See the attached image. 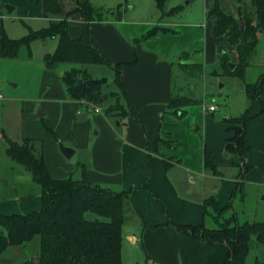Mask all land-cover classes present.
I'll return each instance as SVG.
<instances>
[{"label": "crops", "instance_id": "crops-1", "mask_svg": "<svg viewBox=\"0 0 264 264\" xmlns=\"http://www.w3.org/2000/svg\"><path fill=\"white\" fill-rule=\"evenodd\" d=\"M7 1L13 11L28 2L42 14V7L32 0ZM69 20L71 38H82L86 42L91 39L113 65L123 64L125 95L122 101L131 113L121 119L88 113L81 109V101L69 99L64 85L57 93L45 92L43 88L41 95H45L40 109L44 116L56 112L59 127L49 120L41 126L39 118L33 114L35 105H32L25 120L22 115L24 128L21 127L19 136L8 138L18 144L24 139L36 141L54 179H64L76 172L75 166L66 164L59 150L58 141H61L74 150L73 155L80 151L82 157L76 164L84 169L90 183L114 192L130 191L122 236L124 228L130 225L127 241L139 247L145 264H221L226 254L224 244H203L168 224L200 225L203 223V202L212 196L216 197L220 209L229 204L239 182L241 160L225 152L226 145L234 137V125L223 120L239 117L248 102L241 100L233 105L228 101L223 112L214 116L215 105V111L207 112L204 106H195L198 104L195 100V105L182 107L184 116L180 117V112L169 108L170 101L175 97L192 96L189 92L183 93V85L175 81L176 65L169 58L171 50L159 42L172 33L158 32L144 39L151 29L136 32L122 19L87 25L74 14ZM201 29L205 30L202 31L205 38L214 44L217 53L210 22ZM198 33L202 35L201 31ZM187 59L182 58L183 61ZM177 64L182 69L180 60ZM45 71L51 74L53 70ZM263 108L264 82L260 98L251 106L250 119L245 125V144L249 149L246 163L250 170L243 182L247 187L264 186ZM194 114H197L196 121ZM195 124L198 126L194 127ZM2 151L5 155V144ZM205 151L219 174L213 175L203 168ZM40 207L41 197L31 175L13 161L0 160V214L25 216ZM10 248L17 247H9L1 255ZM5 263L0 260V264ZM231 264L240 263L233 261Z\"/></svg>", "mask_w": 264, "mask_h": 264}, {"label": "trees", "instance_id": "trees-1", "mask_svg": "<svg viewBox=\"0 0 264 264\" xmlns=\"http://www.w3.org/2000/svg\"><path fill=\"white\" fill-rule=\"evenodd\" d=\"M32 1L42 7V17L48 20L47 27L40 31L30 30L27 36L19 40L9 39L3 34L0 39L2 58H17L20 49L29 48L33 40L47 41L56 38L55 51L45 55L44 65L48 70H54L61 64L76 66L61 76L69 99L99 107L105 105L109 96L102 92L103 84L94 82L83 69L86 65H104L114 72V82L119 89L121 102L125 95L122 84L123 64L113 65L91 39L86 42L82 38H71L68 32L71 14L79 15L89 25L91 22L108 21L110 19L107 15L114 13L116 17L113 20L120 21L121 12L97 9L88 1L72 0L74 10L64 14L62 3L65 0ZM236 1L239 4H236L235 11H231L222 5L221 0H208L205 16L210 22V34L216 45L219 65L228 74L244 80V72L259 43L258 36L264 34V0H249V6L243 5L242 0ZM165 2L166 0H156L158 9L162 10ZM179 10L180 8H176L171 12L178 13ZM158 32L167 33L156 25L143 38L148 39ZM222 41L232 50L227 51L222 46ZM230 64L234 65V69H230ZM184 70L188 71V68ZM77 79L81 81L80 86L76 83ZM263 82L264 73L256 82L245 83L248 101L246 110L239 117L223 120L234 124V137L229 140L225 152L236 155L241 160L237 177L239 182L235 185L229 204L220 209L216 197L212 196L203 202V223L200 225L168 224L177 232L203 244H224L226 254L221 264H231L233 261L245 264L254 247H264V221L238 224L237 216L232 211L233 199L238 191L243 192V178L250 170L246 163L249 149L245 144V125L250 119L251 106L260 98ZM196 103L190 97H175L170 101L169 108L180 112L182 117L184 111L177 109ZM124 107L127 109L125 104ZM130 113L127 109V114L121 118ZM2 138L5 155L31 175L41 197V207L25 216L0 214V255L9 247H23L38 237V264H123L122 228L128 215L131 192H114L94 185L88 181L83 168L79 178L69 175L64 179H54L47 170L43 153L36 141L24 139L21 144H17L4 134ZM203 168L213 175L219 174L217 166L210 161L206 151L203 155ZM262 171L264 173V169ZM87 213L95 215V219H87ZM207 217L215 227H207ZM253 264H264V257L256 259Z\"/></svg>", "mask_w": 264, "mask_h": 264}, {"label": "rangeland", "instance_id": "rangeland-1", "mask_svg": "<svg viewBox=\"0 0 264 264\" xmlns=\"http://www.w3.org/2000/svg\"><path fill=\"white\" fill-rule=\"evenodd\" d=\"M80 1H88L97 9L113 12L119 10L122 21L134 28L136 32H146L157 25L159 29L172 33L159 42L171 50L169 58L176 65L173 71L174 75L177 73L175 81L183 85V93L189 92L192 99L198 101L195 106L203 108L204 105H215L217 112L214 113V116L223 112L228 101L233 105L241 103V100L247 101V97L244 95L245 83L256 82L259 76L264 73V34L258 36L259 43L244 72V80L228 74L227 70L219 65L214 44L211 45L210 40L205 38L202 32L204 29H201L202 25L204 27L207 25L205 15L208 0H166L162 10L158 9L156 0ZM221 2L231 11H235L236 4H239V1L236 0H221ZM9 4L7 0H0V37L3 33L9 39L19 40L27 36L30 30L40 31L47 27L48 20L42 17L39 9L34 5L24 2L22 6L9 14L6 10V6H12ZM242 4L249 6L250 1L242 0ZM74 6L72 0H65L62 3L64 14L71 13ZM176 8H180L178 13L171 12ZM71 16L74 14H71L69 19ZM115 17V13L111 16L107 15L110 20ZM198 31H201V36ZM221 44L227 51L232 50L224 41ZM56 45V38L47 41L36 39L30 43L29 48L22 47L17 58H0V95H2L0 100V160L11 161L2 151L4 144L3 129L5 130L3 134L7 137L17 138L24 124L22 115L25 120L27 110L32 105H35V109L41 108L45 95H41L43 88H45V92L57 93L63 87L62 73L75 66L73 64H61L51 74L45 73L44 57L47 54H52ZM184 52L189 54L186 61H183L181 57ZM179 60L183 64L182 69L177 64ZM83 68L87 70L93 80L106 79L102 92H105L109 97L107 103L103 104L102 107L100 106L103 112L107 109L103 116L121 119L122 116L126 115L127 109L124 107V102L119 101L121 95L114 82L113 70L104 65H86ZM184 68H188V71ZM177 110L181 111L182 108ZM198 111L195 109V112ZM197 119V114H194V120ZM46 120L59 127L58 124L56 125V112H49V115L37 119L41 126L46 124ZM197 126L198 124L194 125V127ZM59 144L63 145L61 141H58V147ZM81 157L82 154L79 151L71 158H65L68 166H75L76 172L71 174L75 178L80 177L81 168L76 163ZM232 211L237 216L238 224L264 221V186L247 187L244 185L243 192L238 191L233 199ZM85 216L89 220L95 219V215L90 213ZM206 225L207 227H215L208 217L206 218ZM127 228H131V226L127 225L123 232V264H136L137 262L145 264L141 260L139 247L128 243ZM263 248L262 246L254 247L246 259V264H253L255 259L261 260L264 257ZM38 251L39 239L36 237L23 247L10 248L7 253L0 255V260L5 261V264H35L34 260H37ZM36 264H38V260Z\"/></svg>", "mask_w": 264, "mask_h": 264}, {"label": "water", "instance_id": "water-1", "mask_svg": "<svg viewBox=\"0 0 264 264\" xmlns=\"http://www.w3.org/2000/svg\"><path fill=\"white\" fill-rule=\"evenodd\" d=\"M6 10L8 13H11L13 11V7L12 6H6ZM240 27L242 28V24H240ZM181 57L185 60L188 58V54L184 52L181 54ZM229 67L231 70L234 69V65H232V64H230ZM93 81L98 83V84H101V85L106 83V79L93 80ZM76 83L78 86H80L81 81L79 79H77ZM105 97H106V95H105ZM34 116H35V118H41L44 116V113L40 108H36L34 110ZM59 150H60L61 154L67 159L71 158L74 154V150H72L68 147H65L61 144H59ZM34 263L36 264L37 260H34Z\"/></svg>", "mask_w": 264, "mask_h": 264}, {"label": "built area", "instance_id": "built-area-1", "mask_svg": "<svg viewBox=\"0 0 264 264\" xmlns=\"http://www.w3.org/2000/svg\"><path fill=\"white\" fill-rule=\"evenodd\" d=\"M1 99H2V95H0V100ZM80 103H81V109L83 111L103 116V111H102L101 107L90 104V103L85 102V101H81ZM204 107H205L207 112H213L216 110V107L214 105H208V106L204 105Z\"/></svg>", "mask_w": 264, "mask_h": 264}]
</instances>
